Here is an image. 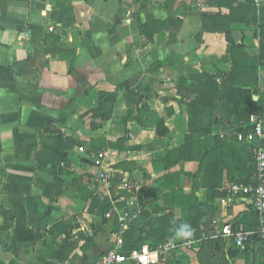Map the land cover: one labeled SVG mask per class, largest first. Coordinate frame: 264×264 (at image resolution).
<instances>
[{"label":"crops","instance_id":"0c3cea01","mask_svg":"<svg viewBox=\"0 0 264 264\" xmlns=\"http://www.w3.org/2000/svg\"><path fill=\"white\" fill-rule=\"evenodd\" d=\"M256 29L251 0L203 7L195 0H0V264H93L119 239L121 253L152 250L161 218L177 212L163 205L161 178L175 175L181 188L178 173L203 175L195 161L164 170L160 157L185 146L187 109L197 110L213 86L223 95L234 61L256 58ZM258 87L264 101V67ZM128 91L141 97L129 109ZM100 93L114 95L110 120L89 130L80 116L98 106ZM160 121L167 132L157 135ZM108 149L115 156L104 187L87 152ZM219 200L221 214L206 218L209 227L252 211L246 198L229 206ZM221 245L226 253L208 251L225 259L234 246ZM159 264L203 263L172 252Z\"/></svg>","mask_w":264,"mask_h":264},{"label":"trees","instance_id":"16d2710c","mask_svg":"<svg viewBox=\"0 0 264 264\" xmlns=\"http://www.w3.org/2000/svg\"><path fill=\"white\" fill-rule=\"evenodd\" d=\"M256 37L259 39L256 58L244 54V57L234 61L233 75L227 79L232 82L229 87H225L223 95H220L218 88L213 86L212 95L199 102L197 110L187 109L190 117L188 123L190 134L186 137L185 146L174 156L160 157L164 170H169L179 164L182 165L187 161H195L198 162L199 170L203 175L192 181V190L189 194H185L181 188L176 187L175 175L161 178L159 189L162 193L163 205L165 208L177 210V212H170L161 218L160 227L156 235L153 236L152 250L164 245L175 234H180V230L185 225L191 230V235H181V243L200 238L201 234L215 230L212 226L206 225L205 220L208 217L215 220L219 218L221 210L216 203L217 200L225 195L226 189L232 184L247 185L253 182V158L247 148L237 144L236 134L249 130L248 118L251 115H257L263 120L264 130V118L261 115L264 101L260 99L258 87L259 70L264 67L263 3L257 8ZM57 40L58 38H54V41L57 42ZM217 75L221 77L224 74L218 73ZM238 77H252V80L248 84L237 83ZM253 97L259 99L254 102ZM114 100V95L100 93L98 106L80 116L83 126L89 130L102 127L110 120L109 114ZM140 101L141 97L134 92L128 91L125 95L128 109L131 104L134 105ZM167 111L168 115H172V110L168 109ZM197 119L201 122L199 131L195 124ZM215 126H219L227 134L222 137L220 135L213 136L212 129ZM156 132L157 135L167 132L163 121L157 125ZM205 146L207 151H205ZM201 189L205 190V205L198 206L196 205V194ZM239 225L244 226L239 229ZM231 226L233 231H255L259 226V217L252 210L239 217ZM202 227L205 229L201 230ZM251 244L253 247H261L260 264H264V241L259 234L252 236L245 248ZM233 248L231 247L230 250Z\"/></svg>","mask_w":264,"mask_h":264},{"label":"built area","instance_id":"2783aa9c","mask_svg":"<svg viewBox=\"0 0 264 264\" xmlns=\"http://www.w3.org/2000/svg\"><path fill=\"white\" fill-rule=\"evenodd\" d=\"M128 1V0H127ZM199 6L203 7L205 0H195ZM256 8H259L263 0H251ZM249 130L246 132H240L236 134V142L240 147L248 149L253 158V182L250 184L235 183L226 189L225 196L219 200L221 206L231 205L236 198H246L250 201L252 210L259 217V226L255 231L243 232L233 231L232 223L223 222L218 233H209L210 240H222L223 243H227L234 246L237 249H244L246 243L255 234L264 241V130L263 120L257 115H251L248 118ZM115 153L111 150L102 151H89L87 152V158L91 164L99 170L97 180L104 186L109 187L112 159ZM111 217L112 213L109 212L106 215ZM127 215L125 213L118 217V223L121 230L127 227ZM218 221L212 222L213 224ZM214 227V226H212ZM205 235V238H208ZM201 238L198 240H189L181 243L180 241L171 239L164 245L156 250L144 251L140 249H130L125 254L121 253L123 247V241L117 240L114 248L108 251L106 254L98 258L93 264H123L126 262H132L134 264H159L165 259L168 254L177 252L179 250L189 251L196 248L201 242Z\"/></svg>","mask_w":264,"mask_h":264},{"label":"rangeland","instance_id":"374dc122","mask_svg":"<svg viewBox=\"0 0 264 264\" xmlns=\"http://www.w3.org/2000/svg\"><path fill=\"white\" fill-rule=\"evenodd\" d=\"M263 2H264V0H263ZM261 115L263 116L262 118H264V108L261 109ZM181 125H182L183 129H185V128L187 129V123H182ZM179 172H180V170H179ZM178 174H179V186L181 188H186L189 185L188 181H187L188 178L190 180L198 178V175H195L193 177L191 176V177L187 178V176H185L182 172H180ZM143 176H145V174ZM136 179L140 182L139 183L140 185L144 184L142 182L143 177H140V175H137ZM134 194L136 196H138L137 195L138 193H134ZM204 200H205L204 193H200L198 203L201 204V203H203ZM212 226H214V228H215L214 233H218L222 224H220L218 222L216 224H213ZM203 229H205V227L201 228V230H203ZM202 237L205 238L204 236H202ZM201 238H197V239H193V240H198ZM177 241H181V240L178 239ZM221 243H223V241L220 239L210 240L209 235H208V238L202 239L196 248H193L192 250H189L188 252L185 250L177 251V252H179V261H183L184 259H187L188 257H192L193 255H198L203 264H226V263H228L227 259L233 261L232 263H234V264L236 263L235 260H244V264H260V258H259L260 254L258 255L259 247L253 248V244L250 245L251 247L248 246L247 248H244V249H237L234 247L232 250L229 251V253L227 252V254H226L227 258H226V255L223 253L225 259L215 255L216 253L215 254H213L212 252L209 253L208 248L210 250H213V252H216V250L225 252L224 248H222ZM252 248H253V251H251ZM190 253H192V254L189 256H186V254H190ZM170 254H172V253H170ZM232 259H235V260H232ZM229 264H230V262H229Z\"/></svg>","mask_w":264,"mask_h":264},{"label":"clouds","instance_id":"9594fccd","mask_svg":"<svg viewBox=\"0 0 264 264\" xmlns=\"http://www.w3.org/2000/svg\"><path fill=\"white\" fill-rule=\"evenodd\" d=\"M180 235H183V236H190L191 235V230L188 228L187 225H185L184 228L180 230Z\"/></svg>","mask_w":264,"mask_h":264}]
</instances>
